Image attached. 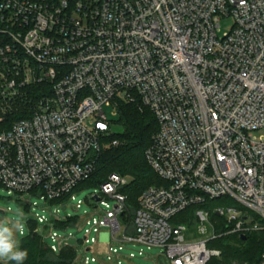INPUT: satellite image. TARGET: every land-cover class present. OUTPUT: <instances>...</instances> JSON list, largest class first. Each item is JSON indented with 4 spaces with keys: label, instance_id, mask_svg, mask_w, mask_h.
Instances as JSON below:
<instances>
[{
    "label": "built area",
    "instance_id": "1",
    "mask_svg": "<svg viewBox=\"0 0 264 264\" xmlns=\"http://www.w3.org/2000/svg\"><path fill=\"white\" fill-rule=\"evenodd\" d=\"M222 18L235 21L223 36ZM122 104L155 116L146 160L164 184L133 208L131 179L111 174L78 201L90 213L63 215L119 146L106 108ZM0 186L27 214L18 250L38 234L73 264H135L144 248L156 264H208L213 213L228 234H264V0H0ZM191 208L211 236L172 224Z\"/></svg>",
    "mask_w": 264,
    "mask_h": 264
},
{
    "label": "trees",
    "instance_id": "2",
    "mask_svg": "<svg viewBox=\"0 0 264 264\" xmlns=\"http://www.w3.org/2000/svg\"><path fill=\"white\" fill-rule=\"evenodd\" d=\"M118 116L115 124L121 127L123 132L115 134L114 139L119 140V146L102 154L92 179L81 185L92 183L93 186H98L111 174L129 177L131 181L124 189V193L128 197V203L136 208L138 198L144 190L164 184L146 160V152L152 144L153 135L158 130V122L148 109H141L131 104H122ZM224 202L225 199L209 201L205 207L214 209ZM195 209L191 208L182 214L190 213L192 218ZM212 217L215 219L217 216L213 213ZM34 227L36 224L30 223L29 228ZM232 239L238 241L239 246H232ZM209 246L221 251L222 262L213 258L208 264H257L264 252V234H247L245 240H242L238 235L228 234L226 227L221 225L217 230V238L212 240ZM20 251L27 252V257L20 264H73L76 257L71 248L63 249L60 255L53 254L43 238L33 233L21 238ZM0 264H18V262L10 260Z\"/></svg>",
    "mask_w": 264,
    "mask_h": 264
},
{
    "label": "rangeland",
    "instance_id": "3",
    "mask_svg": "<svg viewBox=\"0 0 264 264\" xmlns=\"http://www.w3.org/2000/svg\"><path fill=\"white\" fill-rule=\"evenodd\" d=\"M235 25V21L233 18H222L221 21V27H220V35L223 36L229 32H231V30L233 29ZM107 114L109 116V118L113 121L118 120L119 116H113V112L112 109L110 108H106ZM119 115V114H118ZM111 131L114 134H121L123 132V129L119 126H115V127H111ZM95 190H98L97 186H93L92 183L90 184H83L81 186H79V188L76 190L75 192V200L74 201H70L68 203V208L67 209H62L59 208L61 213L64 215L65 212L67 214H75V213H79L83 214L84 212H91V209L84 203L82 205V208L79 212H77L75 210V207L78 204V201H83L85 202V200L89 197V195L93 194L95 192ZM36 201V200H34ZM225 202L223 205L217 206V207H221V206H225ZM0 208L6 210V214L5 215H1L0 214V223L3 225H6L8 227H10L13 230V234H14V238L17 240L18 238V227L20 225L25 226V218L27 217L26 212L24 211L23 207L17 202V200H15L14 198H11V196H9L7 194V192L4 190V188H2L0 186ZM48 216V215H47ZM191 214L190 213H185L182 215L177 216L174 220H172V224L174 226H178V225H184L187 228V231H185L184 233V237L186 241H197L203 238H207L209 236L212 235V233L210 232V227L205 224L206 228L208 229L206 234H202L201 229H202V224L198 223L196 221H191ZM211 222L212 224L216 227V229L218 230L221 225H223L222 223H224V220L222 218L216 217L215 219H213V217L211 218ZM67 234H73L75 235V237L81 241L84 237V230H78L77 228H70L66 231ZM60 235H62L63 233H59ZM259 234V233H257ZM46 243H50L47 239H46ZM232 246H239V242L236 241L235 239L231 240ZM84 249V247L82 248ZM131 249L135 252L139 251L138 247H131ZM215 249V248H214ZM144 252L146 254L145 259H141V260H136L135 264H156L155 260L156 258L160 255L161 251L160 249H152L150 251H148L147 249L144 248ZM82 254V251H80L79 256ZM153 256L155 257L153 260ZM214 260L222 262V258L221 257H216ZM0 262H8V261H0ZM74 264H79V263H74Z\"/></svg>",
    "mask_w": 264,
    "mask_h": 264
},
{
    "label": "clouds",
    "instance_id": "4",
    "mask_svg": "<svg viewBox=\"0 0 264 264\" xmlns=\"http://www.w3.org/2000/svg\"><path fill=\"white\" fill-rule=\"evenodd\" d=\"M26 257V251L18 250V241L14 238L13 230L0 224V260H14L20 264Z\"/></svg>",
    "mask_w": 264,
    "mask_h": 264
},
{
    "label": "water",
    "instance_id": "5",
    "mask_svg": "<svg viewBox=\"0 0 264 264\" xmlns=\"http://www.w3.org/2000/svg\"><path fill=\"white\" fill-rule=\"evenodd\" d=\"M0 214L3 215L4 213H3L2 211H0ZM242 240H245V237H242ZM68 244H70V245H75V240H70V241L68 242Z\"/></svg>",
    "mask_w": 264,
    "mask_h": 264
}]
</instances>
